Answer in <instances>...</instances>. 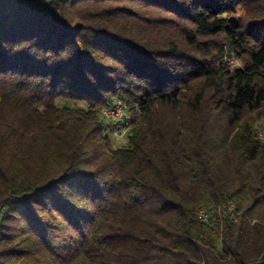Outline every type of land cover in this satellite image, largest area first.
<instances>
[{"label": "trees", "instance_id": "trees-1", "mask_svg": "<svg viewBox=\"0 0 264 264\" xmlns=\"http://www.w3.org/2000/svg\"><path fill=\"white\" fill-rule=\"evenodd\" d=\"M262 83L264 0H0V264H264Z\"/></svg>", "mask_w": 264, "mask_h": 264}, {"label": "rangeland", "instance_id": "rangeland-1", "mask_svg": "<svg viewBox=\"0 0 264 264\" xmlns=\"http://www.w3.org/2000/svg\"><path fill=\"white\" fill-rule=\"evenodd\" d=\"M233 8H234L233 13L230 16L235 19L238 18L240 23H242L243 28H246V26L250 22V18L246 12L247 10L242 8V6L239 3H237V1L233 2ZM203 41H206V44H208V48L210 47L212 49L213 55L210 60H211V64H215V66H222L230 69L239 68V67L241 68L243 62L247 60L246 55H243L241 58L238 57L236 53L237 52L236 49L233 48L221 36L217 38L203 39ZM58 104L59 106H62L64 104H68L71 106V103L68 102H58ZM252 116L253 118L260 116L259 117L260 119L257 123L258 135L260 138H264V109H262L258 113H253ZM112 138H113L112 142L115 146H123L126 144V137H123L119 140H114V137Z\"/></svg>", "mask_w": 264, "mask_h": 264}, {"label": "built area", "instance_id": "built-area-1", "mask_svg": "<svg viewBox=\"0 0 264 264\" xmlns=\"http://www.w3.org/2000/svg\"><path fill=\"white\" fill-rule=\"evenodd\" d=\"M102 111H108L111 116L110 126H117V133L112 134L111 137H114V140H119L123 137H126L129 133V126H127V116L125 114V107H119L118 101L114 102L112 106L106 108ZM204 217H207L206 214Z\"/></svg>", "mask_w": 264, "mask_h": 264}, {"label": "bare ground", "instance_id": "bare-ground-1", "mask_svg": "<svg viewBox=\"0 0 264 264\" xmlns=\"http://www.w3.org/2000/svg\"><path fill=\"white\" fill-rule=\"evenodd\" d=\"M48 1H50V0H48ZM118 104H119V107H125V114L127 116V126H129V128H130V124H131V122H133L132 121L133 120L132 119V115L128 111L127 106L123 102L119 101ZM102 115H103L104 119L111 124V116L109 115V112L108 111H102ZM110 129H111L110 131H111L112 134H116L117 133V126H112ZM201 214H203V212L200 213V217L203 220H205L204 215H201Z\"/></svg>", "mask_w": 264, "mask_h": 264}]
</instances>
